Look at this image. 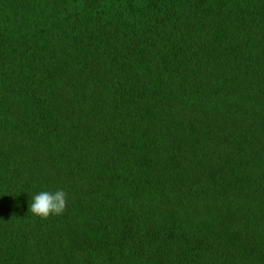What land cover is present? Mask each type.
Returning <instances> with one entry per match:
<instances>
[{
  "label": "trees",
  "instance_id": "trees-1",
  "mask_svg": "<svg viewBox=\"0 0 264 264\" xmlns=\"http://www.w3.org/2000/svg\"><path fill=\"white\" fill-rule=\"evenodd\" d=\"M0 264H264V0H0Z\"/></svg>",
  "mask_w": 264,
  "mask_h": 264
},
{
  "label": "clouds",
  "instance_id": "clouds-1",
  "mask_svg": "<svg viewBox=\"0 0 264 264\" xmlns=\"http://www.w3.org/2000/svg\"><path fill=\"white\" fill-rule=\"evenodd\" d=\"M68 194L63 189L55 192L41 191L32 198L29 210L36 216L47 219L51 215H61L67 207Z\"/></svg>",
  "mask_w": 264,
  "mask_h": 264
}]
</instances>
